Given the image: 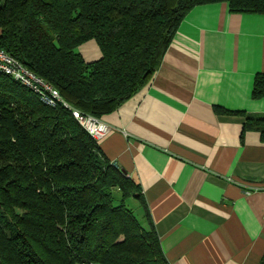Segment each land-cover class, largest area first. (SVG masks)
Returning <instances> with one entry per match:
<instances>
[{"label":"trees","instance_id":"1","mask_svg":"<svg viewBox=\"0 0 264 264\" xmlns=\"http://www.w3.org/2000/svg\"><path fill=\"white\" fill-rule=\"evenodd\" d=\"M212 2L264 13V0H0V47L102 118L150 82L182 20ZM90 39L102 57L87 62L78 47ZM252 96H264V73ZM248 120L264 137V117ZM131 199L143 204L141 186L68 108L0 73V264H170Z\"/></svg>","mask_w":264,"mask_h":264},{"label":"crops","instance_id":"2","mask_svg":"<svg viewBox=\"0 0 264 264\" xmlns=\"http://www.w3.org/2000/svg\"><path fill=\"white\" fill-rule=\"evenodd\" d=\"M78 50L102 57L95 39ZM257 73L264 13L199 4L150 82L102 117L110 131L98 144L141 186L143 204L130 205L170 264H264V137L248 120L264 117Z\"/></svg>","mask_w":264,"mask_h":264},{"label":"built area","instance_id":"3","mask_svg":"<svg viewBox=\"0 0 264 264\" xmlns=\"http://www.w3.org/2000/svg\"><path fill=\"white\" fill-rule=\"evenodd\" d=\"M0 73L10 76L33 90L39 95L42 102L52 106L63 105L68 108L75 119L95 140L99 141L110 131V126L102 118L82 112L72 106L56 87L29 69L3 47H0Z\"/></svg>","mask_w":264,"mask_h":264},{"label":"rangeland","instance_id":"4","mask_svg":"<svg viewBox=\"0 0 264 264\" xmlns=\"http://www.w3.org/2000/svg\"><path fill=\"white\" fill-rule=\"evenodd\" d=\"M132 201H134V200H130V203H133Z\"/></svg>","mask_w":264,"mask_h":264}]
</instances>
